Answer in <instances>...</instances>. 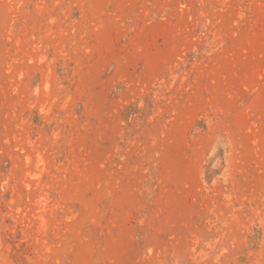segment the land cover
I'll use <instances>...</instances> for the list:
<instances>
[{
  "label": "rangeland",
  "instance_id": "1",
  "mask_svg": "<svg viewBox=\"0 0 264 264\" xmlns=\"http://www.w3.org/2000/svg\"><path fill=\"white\" fill-rule=\"evenodd\" d=\"M264 264V0H0V264Z\"/></svg>",
  "mask_w": 264,
  "mask_h": 264
},
{
  "label": "bare ground",
  "instance_id": "2",
  "mask_svg": "<svg viewBox=\"0 0 264 264\" xmlns=\"http://www.w3.org/2000/svg\"><path fill=\"white\" fill-rule=\"evenodd\" d=\"M205 261H196L195 263H193V264H226V263H223V262H221V261H219V260H217L216 262H213V263H204ZM178 264V263H177Z\"/></svg>",
  "mask_w": 264,
  "mask_h": 264
}]
</instances>
